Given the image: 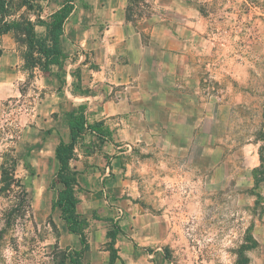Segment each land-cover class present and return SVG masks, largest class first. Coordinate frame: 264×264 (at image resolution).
Instances as JSON below:
<instances>
[{
  "label": "crops",
  "instance_id": "0c3cea01",
  "mask_svg": "<svg viewBox=\"0 0 264 264\" xmlns=\"http://www.w3.org/2000/svg\"><path fill=\"white\" fill-rule=\"evenodd\" d=\"M58 1L54 11L72 6L60 36L66 57L40 72L39 119L58 143L69 140L68 114L84 117L70 160L77 210L103 218L85 228L82 264H167L188 243L184 229L217 225L238 234L230 264H264V130L242 135L236 125V96L210 63L217 48L199 3ZM17 45L14 31L0 34V100L24 73Z\"/></svg>",
  "mask_w": 264,
  "mask_h": 264
},
{
  "label": "rangeland",
  "instance_id": "374dc122",
  "mask_svg": "<svg viewBox=\"0 0 264 264\" xmlns=\"http://www.w3.org/2000/svg\"><path fill=\"white\" fill-rule=\"evenodd\" d=\"M196 1L209 18L210 41L217 48L210 63L223 75L224 93L229 86L236 96V125L242 135L264 130V0ZM58 2L35 0L29 9L23 0H10V11L0 15V23L1 19H34L38 7L43 16H49ZM14 36L24 73L15 94L0 100V264H65L67 253L75 250L74 240L53 205L61 186L51 185L58 168L53 150L61 135L46 130L47 125L39 119L42 90L38 84L42 77L37 52L26 47L22 31L15 30ZM50 88L56 89V85ZM50 119L55 122L56 116L52 113ZM2 168L21 180L28 197L24 214L10 225L5 223V212L16 205L21 194L14 184L9 190L1 189ZM82 217L88 219L86 227L93 219L103 218L91 213ZM182 233L188 243L172 257V264H230L227 246L238 237L237 232L217 225L216 230L184 229ZM84 234L87 240L85 229Z\"/></svg>",
  "mask_w": 264,
  "mask_h": 264
},
{
  "label": "trees",
  "instance_id": "16d2710c",
  "mask_svg": "<svg viewBox=\"0 0 264 264\" xmlns=\"http://www.w3.org/2000/svg\"><path fill=\"white\" fill-rule=\"evenodd\" d=\"M34 1L23 0V4L32 9ZM10 7V0H0V15L6 16L10 11ZM71 10L72 6L69 3H65L45 18L41 14V7H38V12L34 13V19L24 17L20 22L1 19L0 34L17 29L22 31L26 47L37 52V63L40 70L43 72L50 71L53 66L62 65L66 57L60 46V36L63 33V22ZM36 26H44L43 35L36 31ZM2 52L3 50L0 48V56ZM68 127L69 140H60L54 148V156L58 162V168L51 185L59 184L61 187L56 190V198L53 205L59 209V218L65 223L67 231L77 235L81 243V249L67 253L68 262L65 264H82V254L88 249V242L84 234L87 220L77 210L80 200L75 191V184L77 183L76 171L71 169L70 166L75 144L84 129V117L79 110L75 109L68 114ZM13 184L20 189L21 196L17 197L18 202L16 205L5 212V223L7 225H10L12 221L14 222L15 217L24 214V210L28 206V197L21 180L15 177L13 172L2 168L1 189L9 190ZM116 231H120L119 228L112 226L107 234L113 238ZM113 258L114 254L111 252V261Z\"/></svg>",
  "mask_w": 264,
  "mask_h": 264
},
{
  "label": "built area",
  "instance_id": "2783aa9c",
  "mask_svg": "<svg viewBox=\"0 0 264 264\" xmlns=\"http://www.w3.org/2000/svg\"><path fill=\"white\" fill-rule=\"evenodd\" d=\"M172 263H173L172 260H170V261H169V264H172Z\"/></svg>",
  "mask_w": 264,
  "mask_h": 264
}]
</instances>
